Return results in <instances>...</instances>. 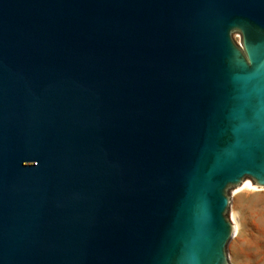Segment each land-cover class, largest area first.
Segmentation results:
<instances>
[{"label":"water","instance_id":"1","mask_svg":"<svg viewBox=\"0 0 264 264\" xmlns=\"http://www.w3.org/2000/svg\"><path fill=\"white\" fill-rule=\"evenodd\" d=\"M264 189V0H0V264H230Z\"/></svg>","mask_w":264,"mask_h":264},{"label":"rangeland","instance_id":"2","mask_svg":"<svg viewBox=\"0 0 264 264\" xmlns=\"http://www.w3.org/2000/svg\"><path fill=\"white\" fill-rule=\"evenodd\" d=\"M230 191V220L236 230L228 243L230 264H264V189Z\"/></svg>","mask_w":264,"mask_h":264},{"label":"bare ground","instance_id":"3","mask_svg":"<svg viewBox=\"0 0 264 264\" xmlns=\"http://www.w3.org/2000/svg\"><path fill=\"white\" fill-rule=\"evenodd\" d=\"M248 187H252V186L249 184V182L247 180H243L241 182V184L238 187L235 188L234 191H238V190H241L243 188H248Z\"/></svg>","mask_w":264,"mask_h":264}]
</instances>
